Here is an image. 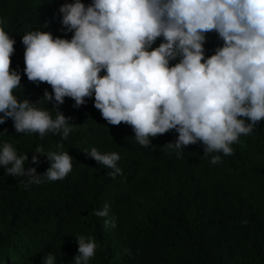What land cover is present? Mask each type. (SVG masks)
Wrapping results in <instances>:
<instances>
[{
	"label": "trees",
	"instance_id": "16d2710c",
	"mask_svg": "<svg viewBox=\"0 0 264 264\" xmlns=\"http://www.w3.org/2000/svg\"><path fill=\"white\" fill-rule=\"evenodd\" d=\"M72 2L0 0V27L15 41L10 68L21 76L13 94L49 111L53 119L59 111L72 129L66 139L62 132L41 138L17 133L10 118L0 124V149L9 143L18 155H27L25 168H35L38 176L51 166L49 154L72 157L65 178L42 176L39 184L9 176L0 166V264H44L50 253L54 264H74L79 236L97 244L88 264H264V120L231 145L233 155L205 158L197 142L183 147L178 158L176 150L165 148L175 143V130L150 138L148 148L141 146L130 126H112L102 118L94 95L80 107L68 97L63 105L44 101L45 91L52 89L28 81L22 37L41 30L70 40L73 33L62 25L59 9ZM81 2L88 6L92 0ZM161 42L158 38L153 48ZM222 46L216 32L207 33L205 58ZM92 148L118 153L122 175H107L113 170L88 155ZM211 155H220L222 162L211 164ZM105 205L108 215L96 216Z\"/></svg>",
	"mask_w": 264,
	"mask_h": 264
},
{
	"label": "clouds",
	"instance_id": "9594fccd",
	"mask_svg": "<svg viewBox=\"0 0 264 264\" xmlns=\"http://www.w3.org/2000/svg\"><path fill=\"white\" fill-rule=\"evenodd\" d=\"M59 12L64 28L73 33L70 40L41 30L22 37L28 81L52 89L45 91L44 101L63 105L68 97L80 107L94 95L102 118L112 126H130L141 146L148 148L150 138L175 130V143L165 148L176 150L178 158L183 147L197 142L205 158L233 155L231 145L264 120V0H92L88 6L74 0ZM209 32H216L223 46L205 58ZM158 38L163 42L153 48ZM14 43L0 27V124L10 118L17 133L43 138L62 132L66 139L72 129L63 114L57 111L53 119L49 111L13 94L21 82L10 68ZM42 151L38 147L36 154ZM88 155L112 169L111 178L122 175L118 153L92 148ZM48 157L52 163L42 175L47 180H61L72 170L67 152ZM27 160L9 143L0 149L7 175L41 183L35 168H25ZM209 162L219 164L221 156L211 155ZM108 210L105 205L95 214L106 217ZM105 224L116 226L109 220ZM76 242L74 264H88L97 248L94 238L79 236ZM54 259L50 253L44 264Z\"/></svg>",
	"mask_w": 264,
	"mask_h": 264
}]
</instances>
